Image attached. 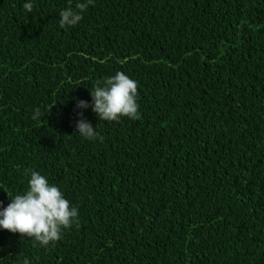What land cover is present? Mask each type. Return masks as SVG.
Returning a JSON list of instances; mask_svg holds the SVG:
<instances>
[{
  "label": "trees",
  "instance_id": "1",
  "mask_svg": "<svg viewBox=\"0 0 264 264\" xmlns=\"http://www.w3.org/2000/svg\"><path fill=\"white\" fill-rule=\"evenodd\" d=\"M67 7L0 0V211L32 169L79 226L47 247L0 227V264H264V0H93L61 28ZM117 72L139 119L92 110Z\"/></svg>",
  "mask_w": 264,
  "mask_h": 264
},
{
  "label": "clouds",
  "instance_id": "2",
  "mask_svg": "<svg viewBox=\"0 0 264 264\" xmlns=\"http://www.w3.org/2000/svg\"><path fill=\"white\" fill-rule=\"evenodd\" d=\"M90 4H93V0H78L75 5L78 11H74L69 0V7L59 13L61 28L76 26ZM23 7L28 12L33 10L31 2H26ZM137 88V82L123 72H117L104 81H97L91 90L92 110L105 121H119L121 117L139 119ZM89 106L83 100L77 104L78 108L86 109ZM43 115L37 108L32 119H41ZM76 132L89 140L100 136L99 131L84 119L77 122ZM25 175H30L28 190L11 198V203L0 211V227L33 238L47 247L62 238L63 229L70 228L74 223L79 226L78 209L72 207L62 191L50 184L45 176L32 169H26ZM24 264H29V261L25 259Z\"/></svg>",
  "mask_w": 264,
  "mask_h": 264
}]
</instances>
